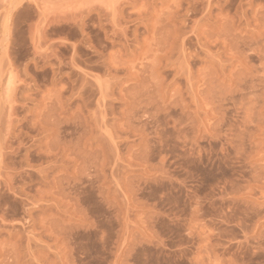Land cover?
<instances>
[{"label":"rangeland","instance_id":"1","mask_svg":"<svg viewBox=\"0 0 264 264\" xmlns=\"http://www.w3.org/2000/svg\"><path fill=\"white\" fill-rule=\"evenodd\" d=\"M0 264H264V0H0Z\"/></svg>","mask_w":264,"mask_h":264}]
</instances>
